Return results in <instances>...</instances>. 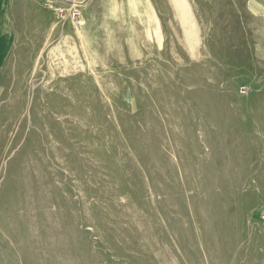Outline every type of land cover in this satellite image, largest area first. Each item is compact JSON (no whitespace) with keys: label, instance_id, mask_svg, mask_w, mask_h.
Instances as JSON below:
<instances>
[{"label":"rangeland","instance_id":"374dc122","mask_svg":"<svg viewBox=\"0 0 264 264\" xmlns=\"http://www.w3.org/2000/svg\"><path fill=\"white\" fill-rule=\"evenodd\" d=\"M253 4L0 0V264H264Z\"/></svg>","mask_w":264,"mask_h":264},{"label":"crops","instance_id":"0c3cea01","mask_svg":"<svg viewBox=\"0 0 264 264\" xmlns=\"http://www.w3.org/2000/svg\"><path fill=\"white\" fill-rule=\"evenodd\" d=\"M253 6V10L255 11V10H259V11H261V10H263V5H259V4H253L252 5ZM3 44L0 42V59L1 58H3V55H2V53H3V48L1 47Z\"/></svg>","mask_w":264,"mask_h":264},{"label":"built area","instance_id":"2783aa9c","mask_svg":"<svg viewBox=\"0 0 264 264\" xmlns=\"http://www.w3.org/2000/svg\"><path fill=\"white\" fill-rule=\"evenodd\" d=\"M73 17H75L77 19V21L79 22L80 14H79V12L77 10L73 11Z\"/></svg>","mask_w":264,"mask_h":264}]
</instances>
